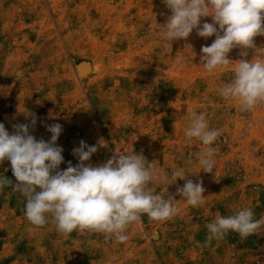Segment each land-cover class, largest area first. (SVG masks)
I'll use <instances>...</instances> for the list:
<instances>
[{
  "label": "rangeland",
  "instance_id": "rangeland-1",
  "mask_svg": "<svg viewBox=\"0 0 264 264\" xmlns=\"http://www.w3.org/2000/svg\"><path fill=\"white\" fill-rule=\"evenodd\" d=\"M170 15L162 0H0V123L6 130L12 134L13 125L31 124L35 114L30 134L48 142L52 134L45 125L61 124L60 170L69 161L79 163L72 153L81 141L98 147L85 162L94 166L115 151L142 154L167 177L150 185L154 192L173 196L180 209L163 222L142 215L127 228L128 240L118 243L89 231L66 236L52 222L34 226L25 216V197L5 187L0 264L252 263L264 225L247 239L229 232L210 244L206 225L241 208L253 209L257 220L264 216V198L254 190L264 183V135L246 125L237 102L219 95L233 78L231 63L212 74L201 64V47L215 36L202 38L193 30L170 47L161 32ZM204 22L211 23V16ZM83 63L91 68L86 76L79 71ZM201 111L210 129L220 131L211 145L213 173L203 172L197 159L207 146L185 136L191 113ZM175 170L202 181L203 204L192 207L177 194L185 180L175 181ZM3 176L16 183L7 160L0 164ZM231 250L239 252V262L229 259Z\"/></svg>",
  "mask_w": 264,
  "mask_h": 264
},
{
  "label": "clouds",
  "instance_id": "clouds-1",
  "mask_svg": "<svg viewBox=\"0 0 264 264\" xmlns=\"http://www.w3.org/2000/svg\"><path fill=\"white\" fill-rule=\"evenodd\" d=\"M171 15L161 25L166 41L187 40L193 30L202 38L215 36L209 46L201 47L200 61L204 69L212 74L228 67V54L240 48V55L246 57L248 49H255L254 37L264 36V0H162ZM211 16L212 22L201 19ZM185 48H191L186 45ZM184 58L178 57L176 64L182 66ZM224 101H235L242 111L253 112L264 104V59L249 62L240 59L233 65V78L219 89ZM206 111L192 112L185 136L196 138L205 149L197 153L198 162L205 173H213L216 149L211 145L220 135L218 129H210ZM36 124L31 114V124L13 125V133L0 123V164L10 162L14 184L7 177H0V191L12 187L26 199L25 216L37 227L52 222L57 231L70 235L79 230L101 233L106 239L114 238L125 243L129 225L147 215L153 221H167L176 216L180 209L173 204V196L156 194L150 186L167 177L148 163L142 154L118 152L105 163H85L98 151L84 141L73 149L79 163L73 166L69 161L66 170L59 166L64 162L63 148L57 140L63 126L59 123L45 125L51 139L45 142L30 134V127ZM100 145L103 144L100 142ZM191 163V157L188 159ZM174 180H185L177 194L192 207L204 202L202 181L194 183L186 179L183 170L172 173ZM172 184V183H169ZM264 225V216L254 219L251 208H243L227 217L217 215L206 225V243L221 240L229 232L237 233L241 239L258 233Z\"/></svg>",
  "mask_w": 264,
  "mask_h": 264
},
{
  "label": "built area",
  "instance_id": "built-area-1",
  "mask_svg": "<svg viewBox=\"0 0 264 264\" xmlns=\"http://www.w3.org/2000/svg\"><path fill=\"white\" fill-rule=\"evenodd\" d=\"M254 44L256 46L255 49H248V55L246 57H242L240 55V48H235L231 51L230 60L233 62L230 63L232 67L240 59H246L249 62H251L253 59H264V36L254 37ZM239 110L242 113L240 114V117L243 118V120L247 121L246 125L249 128L251 127V129L255 130V132H259V135H264V104L258 106L253 112L242 111L241 109ZM260 139L264 141V136H261ZM261 155L264 158V147L261 152ZM261 166L263 167L261 171L262 175L264 174V163ZM254 190L260 193L264 198V183L256 184L254 186ZM254 219H257V217L254 216ZM257 234L258 233L253 235ZM252 257L253 259L251 264H264V242L261 245L257 246L256 249H254ZM229 259L232 262H239L241 259L239 252L236 250H231V252L229 253Z\"/></svg>",
  "mask_w": 264,
  "mask_h": 264
},
{
  "label": "water",
  "instance_id": "water-1",
  "mask_svg": "<svg viewBox=\"0 0 264 264\" xmlns=\"http://www.w3.org/2000/svg\"><path fill=\"white\" fill-rule=\"evenodd\" d=\"M79 71L80 74L82 76H86L88 75V73L91 71L90 65L87 63H83L80 67H79Z\"/></svg>",
  "mask_w": 264,
  "mask_h": 264
}]
</instances>
